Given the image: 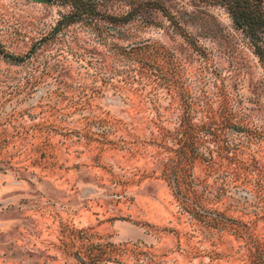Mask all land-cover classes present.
I'll return each mask as SVG.
<instances>
[{
    "label": "rangeland",
    "instance_id": "1",
    "mask_svg": "<svg viewBox=\"0 0 264 264\" xmlns=\"http://www.w3.org/2000/svg\"><path fill=\"white\" fill-rule=\"evenodd\" d=\"M88 1L0 0V264H264L250 38L219 3Z\"/></svg>",
    "mask_w": 264,
    "mask_h": 264
},
{
    "label": "trees",
    "instance_id": "2",
    "mask_svg": "<svg viewBox=\"0 0 264 264\" xmlns=\"http://www.w3.org/2000/svg\"><path fill=\"white\" fill-rule=\"evenodd\" d=\"M71 5V10L63 14L58 19L57 26H63L75 21L83 14L92 10L93 6L88 0H63ZM148 3L157 8H161L162 3L159 0H147ZM223 5L229 12L233 23L240 28L253 45V50L258 56L264 67V1L263 0H203ZM140 5V0L134 1ZM133 3V1H132ZM14 60H20V57H11Z\"/></svg>",
    "mask_w": 264,
    "mask_h": 264
}]
</instances>
